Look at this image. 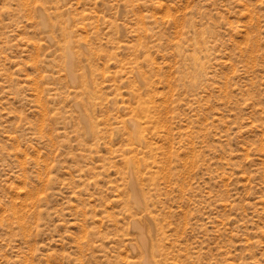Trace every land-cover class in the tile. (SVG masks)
Returning <instances> with one entry per match:
<instances>
[{"label":"rangeland","instance_id":"rangeland-1","mask_svg":"<svg viewBox=\"0 0 264 264\" xmlns=\"http://www.w3.org/2000/svg\"><path fill=\"white\" fill-rule=\"evenodd\" d=\"M0 264H264V0H0Z\"/></svg>","mask_w":264,"mask_h":264}]
</instances>
